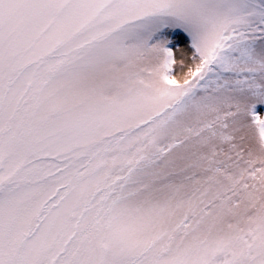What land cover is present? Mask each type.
Instances as JSON below:
<instances>
[{
  "label": "snow or ice",
  "instance_id": "snow-or-ice-1",
  "mask_svg": "<svg viewBox=\"0 0 264 264\" xmlns=\"http://www.w3.org/2000/svg\"><path fill=\"white\" fill-rule=\"evenodd\" d=\"M0 264H264V0H0Z\"/></svg>",
  "mask_w": 264,
  "mask_h": 264
}]
</instances>
